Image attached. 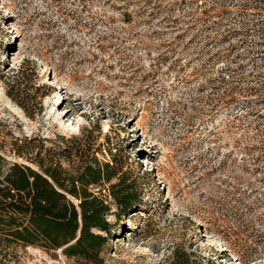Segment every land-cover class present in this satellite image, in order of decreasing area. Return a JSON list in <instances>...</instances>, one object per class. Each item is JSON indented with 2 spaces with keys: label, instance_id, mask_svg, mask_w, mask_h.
Returning <instances> with one entry per match:
<instances>
[{
  "label": "rangeland",
  "instance_id": "1",
  "mask_svg": "<svg viewBox=\"0 0 264 264\" xmlns=\"http://www.w3.org/2000/svg\"><path fill=\"white\" fill-rule=\"evenodd\" d=\"M0 154L118 163L104 264H264V0H0Z\"/></svg>",
  "mask_w": 264,
  "mask_h": 264
},
{
  "label": "trees",
  "instance_id": "2",
  "mask_svg": "<svg viewBox=\"0 0 264 264\" xmlns=\"http://www.w3.org/2000/svg\"><path fill=\"white\" fill-rule=\"evenodd\" d=\"M38 163L42 172L9 163L0 154V256L11 261L18 248H64L68 258L104 264L102 252L111 231L109 199L125 215L140 205L141 195L133 183L124 185L115 161L100 162L91 156L76 175L58 165ZM116 178L119 181L113 183ZM91 186L108 195H97ZM175 254L172 264H193L192 254L181 258Z\"/></svg>",
  "mask_w": 264,
  "mask_h": 264
},
{
  "label": "water",
  "instance_id": "3",
  "mask_svg": "<svg viewBox=\"0 0 264 264\" xmlns=\"http://www.w3.org/2000/svg\"><path fill=\"white\" fill-rule=\"evenodd\" d=\"M64 249V248H63ZM63 249H61L60 251H63Z\"/></svg>",
  "mask_w": 264,
  "mask_h": 264
}]
</instances>
